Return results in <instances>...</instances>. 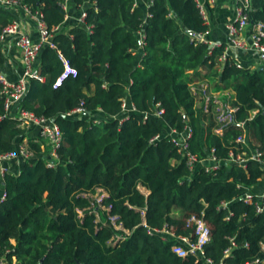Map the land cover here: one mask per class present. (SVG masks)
<instances>
[{
	"label": "trees",
	"instance_id": "obj_1",
	"mask_svg": "<svg viewBox=\"0 0 264 264\" xmlns=\"http://www.w3.org/2000/svg\"><path fill=\"white\" fill-rule=\"evenodd\" d=\"M62 1L26 3L32 12L41 10L54 31L66 20ZM91 5L83 25L55 33L54 47L42 49L39 66L47 79L31 80L21 101V108L60 126L63 145L59 165L50 168L44 158L49 148L31 140L35 155L19 175H5L0 258L9 264H202L178 257L173 241L149 233L168 226L177 236L192 237V216L211 229L206 253L214 261L222 259L230 238L239 248L229 264L260 255L264 215L242 197L264 170L255 161L246 169L228 161L231 152L251 155L258 149L264 154V70L239 67L231 59L220 62L225 49L211 50L198 37L209 26L195 0H91ZM252 8L253 21H264V0H252ZM14 18L0 6V46L2 31ZM64 61L76 74L55 87ZM204 78L211 89L234 92L235 112L225 113L231 121L222 120L213 105L205 110L201 93L193 90L207 83ZM128 99L135 110L121 123ZM158 105L164 110L161 117L155 114ZM79 108L82 115H69ZM99 109L109 117L101 126L94 123ZM4 113L0 95V116ZM18 125L11 118L0 122V153L16 149L10 135ZM186 127L193 131L190 150L199 159L215 150L222 163L216 174L203 166L190 171L166 135ZM246 134L249 145L238 143ZM99 190L106 194L103 205L111 208L102 212L101 221L91 208V196ZM222 202L232 204L222 209ZM230 211L235 214L228 221ZM109 216L117 217L129 234L116 230ZM118 233L124 239L115 244Z\"/></svg>",
	"mask_w": 264,
	"mask_h": 264
},
{
	"label": "built area",
	"instance_id": "obj_2",
	"mask_svg": "<svg viewBox=\"0 0 264 264\" xmlns=\"http://www.w3.org/2000/svg\"><path fill=\"white\" fill-rule=\"evenodd\" d=\"M72 0H63L62 7L67 13L69 11ZM203 19L208 21L207 13V4H215L216 0H195ZM0 6L12 10L14 7H18L23 10L26 14L35 18L37 21V30L39 33V40L34 41L30 34L24 29V24L21 20L14 18L13 21L7 25L1 34V41H5L8 37H15L16 46L19 49L22 57L23 64L25 66V75L20 78L17 82H11L8 78L0 72V95L4 101V115L0 116V122L5 118H11L9 113L12 109V106L20 103L22 99L27 95L29 91L30 81L33 79L39 80L41 82L46 81V76L41 74L40 66L37 65L39 55L42 49L46 45L54 47L53 37L55 33H59L61 27H57L54 31H51L44 19V15L41 10L32 12L31 7L26 3V0H0ZM252 0H237L236 5V19L234 22L227 25L229 45L228 47L237 49L238 51H254L259 56H264V21H253L252 19ZM87 18V11H84L82 14V20L85 22ZM248 32V39L245 37V34ZM223 45H215L214 48H224L225 53L220 58L221 63H226L228 61L227 49ZM213 48V49H214ZM65 62V71L57 80L55 87H60L64 84V81L70 76L75 75L76 71L72 69L69 64ZM240 67V66H239ZM194 84V83H193ZM201 84L200 88H193L195 93H201L204 100L205 110L208 112L209 107L213 105L216 107L217 111L221 113V119H229V114L235 112V109L231 107V101H222L219 99L215 92L210 88L207 83ZM156 115L161 117L164 113V110L157 106ZM127 102L126 100L123 103V110L126 113ZM135 110V108H134ZM228 110L229 114L225 115ZM84 110L82 108L76 109L69 113L70 116L73 114H83ZM123 116L121 123L128 118ZM148 118V115L145 117ZM13 119V118H11ZM16 120L19 121V125H36L39 129V138L43 147H48V155L44 158L47 162V166L50 168H56L59 165V155L58 151L63 145V132L60 126L52 119L45 117H37L33 112L25 110L23 108L18 109ZM231 121V119H229ZM96 125H103L107 123V120L94 119ZM245 124L242 123V127ZM193 131L190 127H186L183 132H178L175 129H170L166 135H170L172 142L178 148L179 153L182 154L185 159L186 165L190 171H194L198 166H203L204 169L212 174H216L217 171L221 168V162L217 159L215 155V150L211 151V155L208 159L201 160L197 157L196 154L192 153L190 150V139L192 137ZM159 135L155 137L152 142L159 141L162 137ZM238 143H243L249 145V135L246 134L243 137L237 140ZM45 144V145H44ZM35 155V152L32 150L30 145L27 143L21 142L16 146V149L13 151H8L0 153V174L3 178L9 172V169L4 167L5 163H9L15 160L24 161L29 160ZM231 159L228 161L231 164H235L242 168H247V163L250 161L257 162L262 169L264 170V154L258 149L254 150L251 155L247 153L235 154L234 152L230 153ZM264 182V175L262 179L258 182ZM256 185L250 187V189L244 194L242 200L246 205H251L254 207L258 215H264V191L256 192L254 188ZM101 191V190H99ZM92 202V211L96 214L98 221H101V214L103 211H110L111 208H107L103 205V200L106 197L104 192H100ZM7 193L5 191L4 195L0 202L6 200ZM232 202H222L220 208L229 209ZM234 212L230 211L226 217V220H230L234 216ZM109 220L112 225L115 226L116 230L123 231L126 235L129 234L128 231L124 230L120 224H117V217L109 216ZM147 227L146 223L143 224ZM188 225L194 228V233L192 237L190 236H177L170 227L165 226L161 230H149V233H156L160 235L163 241H173L172 252L180 258H195L197 261H201L202 264H229L228 260L235 258L233 254L234 250L239 248V244L236 242L235 238H230L229 246L224 250L223 257L219 261H214L213 259L207 256V247L212 242V233L211 229L207 225L206 221L203 218L197 216H192ZM120 239H124V235L118 233L113 242L116 244ZM259 253L260 255L254 257L251 260H248L245 264H264V241H261L259 244ZM244 248L250 249L251 246L249 243H245ZM0 264H9L5 259L0 258Z\"/></svg>",
	"mask_w": 264,
	"mask_h": 264
},
{
	"label": "crops",
	"instance_id": "obj_3",
	"mask_svg": "<svg viewBox=\"0 0 264 264\" xmlns=\"http://www.w3.org/2000/svg\"><path fill=\"white\" fill-rule=\"evenodd\" d=\"M93 5V4H92ZM91 5V0H85L84 4H73L71 2L69 11L66 16V20L64 24L61 26L60 32H68L70 29L80 26L84 24L82 20V14L84 11H87L88 6ZM236 5L237 0H216L215 4H207V13H208V21L207 25L209 26V31L206 35L203 36V40L206 41L210 49L212 50L215 45H223L224 47H228L229 38L227 25L234 22L236 19ZM12 13L15 18L21 20L24 24V29L34 41L39 40V33L37 30V21L35 18L26 14L23 10L18 7H14ZM248 32L245 34V37L248 39ZM228 59L234 61L238 66L243 68L251 69L252 71L264 70V56H259L254 51L244 52L238 51L237 49L228 47L227 51ZM37 65H40V61L38 60ZM0 72H2L9 81L17 82L20 78L25 75V66L22 61L21 53L16 46L15 37H8L5 41H1L0 46ZM206 69L202 70V72L198 75V79L203 78ZM206 81L207 79L204 78ZM211 81L207 80V84ZM215 90V94H230L227 95V98H224V101H233L234 92L233 91H222ZM219 98V97H218ZM221 99V98H219ZM226 99V100H225ZM223 100V99H221ZM127 109L126 113L123 112V116L127 117L134 111V105L130 99L126 100ZM21 106V102L12 106V109L9 113V116L13 119L17 117V111ZM82 114H73V116H80ZM95 119L108 120L109 117L104 114L100 109L95 114ZM250 137V135H249ZM39 138V129L36 125H18L17 128L10 135V139L16 143L17 145L21 142L30 144V141L33 140L37 142ZM39 141V140H38ZM43 147V145H42ZM45 149V147H43ZM26 161L23 159L15 160L9 163H5L4 167L9 169V172L19 175L22 171L24 164ZM263 186L262 190H259V187ZM4 187V178L0 174V200L5 193ZM256 192L264 191V182L257 183L254 188ZM15 244V241H12Z\"/></svg>",
	"mask_w": 264,
	"mask_h": 264
},
{
	"label": "rangeland",
	"instance_id": "obj_4",
	"mask_svg": "<svg viewBox=\"0 0 264 264\" xmlns=\"http://www.w3.org/2000/svg\"><path fill=\"white\" fill-rule=\"evenodd\" d=\"M213 91H215V90H213ZM227 95L229 96L230 94H223V95H222V94H218V95L216 94L217 97H219V98H221V99H223V100H224V98H227ZM221 118H222V117H221ZM262 189H263V186H260V187H259V190H262ZM100 192H101V191H98L97 194L92 195L91 198L94 200L98 195L101 194Z\"/></svg>",
	"mask_w": 264,
	"mask_h": 264
},
{
	"label": "water",
	"instance_id": "obj_5",
	"mask_svg": "<svg viewBox=\"0 0 264 264\" xmlns=\"http://www.w3.org/2000/svg\"><path fill=\"white\" fill-rule=\"evenodd\" d=\"M198 37H199L200 39H203V35H199Z\"/></svg>",
	"mask_w": 264,
	"mask_h": 264
}]
</instances>
